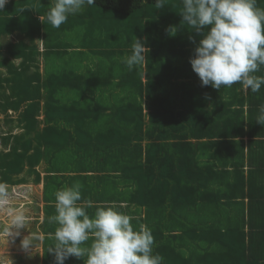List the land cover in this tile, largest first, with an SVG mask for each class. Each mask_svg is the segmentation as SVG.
Returning <instances> with one entry per match:
<instances>
[{
  "label": "trees",
  "instance_id": "obj_1",
  "mask_svg": "<svg viewBox=\"0 0 264 264\" xmlns=\"http://www.w3.org/2000/svg\"><path fill=\"white\" fill-rule=\"evenodd\" d=\"M175 1L95 0L60 28L47 21L50 0L36 9L12 1L0 12V97L6 111L23 108L26 131L0 151V184L27 183L24 173L44 182L46 236L56 229L48 222L55 193L79 182L77 203L90 217L99 207L132 216L135 229H151L162 264H264V86L202 87L189 63L202 36ZM16 33L35 38L34 47L14 43ZM135 38L150 51L129 69L122 60ZM5 49L23 62L6 69ZM50 58L68 67L49 66ZM252 75L264 76V65Z\"/></svg>",
  "mask_w": 264,
  "mask_h": 264
},
{
  "label": "clouds",
  "instance_id": "obj_2",
  "mask_svg": "<svg viewBox=\"0 0 264 264\" xmlns=\"http://www.w3.org/2000/svg\"><path fill=\"white\" fill-rule=\"evenodd\" d=\"M7 3L8 0H0V12ZM85 4L93 5L95 0H50L47 21L60 28L69 15L78 13ZM155 4L164 7L163 0H155ZM179 16L193 29L191 33L202 36L189 61L202 87L220 90L221 86L240 83L245 91H260L264 76L252 74L264 65V9L257 8L255 0H182ZM167 31L175 35L176 28L170 26ZM149 51L145 43L135 38L130 55L122 63L129 69L142 65ZM261 113L259 124L264 122V107ZM81 188L77 182L55 193V215L48 219L57 225L54 243L48 250L55 264L85 256L84 264H162V257L152 254L151 229L145 225L135 229L133 217L113 207H99L90 217L77 203L82 199ZM3 191L4 185L0 184V193ZM26 220L22 212L14 215L15 237L20 236ZM90 237L91 245L82 247ZM20 247L31 249L29 236L21 240Z\"/></svg>",
  "mask_w": 264,
  "mask_h": 264
},
{
  "label": "rangeland",
  "instance_id": "obj_3",
  "mask_svg": "<svg viewBox=\"0 0 264 264\" xmlns=\"http://www.w3.org/2000/svg\"><path fill=\"white\" fill-rule=\"evenodd\" d=\"M14 1H19V0H14ZM40 0H24V2H20L18 4V8H34L36 9L37 5L39 4ZM168 2H171L173 4H176L177 2L175 0H168ZM172 4V5H173ZM16 6V4H15ZM49 6V4H48ZM47 6V7H48ZM84 10L83 8L80 10L82 11ZM42 19V18H41ZM117 22V21H115ZM130 21L127 20H120L118 23L124 24V25H128ZM156 24H157V28H154L152 30V37L153 38H159V31L161 29V22L159 20H156ZM17 30H15L16 32ZM17 36V37H16ZM4 37L0 38L1 40ZM7 39H9L8 37H6ZM13 42L20 44L23 41L25 42V46H27L28 48H32L35 45V38L31 39L29 37H27L26 35H19V34H13ZM95 40H97V38H95ZM21 41V42H20ZM40 52L42 51V44L41 42L38 43ZM12 51V50H11ZM88 52V51H86ZM27 53V52H26ZM4 55H6V58L9 59L6 62V69H10L12 70V68L15 67V63L17 65L20 64V62H23V59H19L18 61H12L11 60V56L9 55L10 53L6 51V49L4 50ZM8 54V55H7ZM39 54V52H38ZM58 53H55V55H57ZM89 55L91 57L95 56L92 53H89ZM88 56V55H87ZM39 61L41 63H39L38 67H39V71L40 73L42 72L43 69V65H42V61L43 58H41V56L38 58ZM92 60L94 61V64L97 63L98 67L101 68H106L107 66V61H104L103 59L101 60H94L92 58H90L91 64H92ZM48 65H56L57 67H59V69H61L62 67H68L66 63H63L61 61H57L55 58H50L48 61ZM33 65V64H32ZM34 66V65H33ZM36 70H38L35 67ZM3 89L0 88V95L4 96L3 94ZM18 102V100H17ZM19 106H25L24 103H18ZM17 105V106H18ZM25 109V107H24ZM8 110V109H7ZM22 110H10V111H6L5 106H4V99H2V97H0V151H4L5 148H7L6 152L9 150H12L11 147L9 146H13L15 145V143H19L21 141L20 139V135H26V131H25V121L22 118ZM39 127H43V115L41 114L39 117ZM36 133H32V136L36 137ZM34 142H36L35 139H33ZM1 158V157H0ZM42 165L40 167H38V169L42 170ZM23 176L27 177V184H34L33 183V177L32 176H28L27 173L22 174ZM15 187H6L4 186V191L2 193V197L5 196L3 199L6 201L7 204V212L2 213L0 212V245L3 242H6L8 244L4 245L3 247L0 248V264H6L9 261L12 262L13 264L15 263L14 259H10L9 256L10 254H6L8 251L12 250V238L13 236L10 235L8 237V223L5 221H10L8 220L9 217L14 216L15 214H17L18 212H22L27 220H26V224L27 225L26 229L28 227H30L32 225V223H34L32 220L35 216H30L31 213L30 211L32 210L33 212H36L37 209H41V197L40 195L37 197V194L35 189L31 188L29 185H13ZM8 191H13L11 194H8ZM14 196H19V197H14ZM37 197V198H36ZM4 216V217H3ZM7 235V236H6ZM20 240V238H18ZM19 255H21V253H18ZM14 256H18L17 254H15Z\"/></svg>",
  "mask_w": 264,
  "mask_h": 264
},
{
  "label": "crops",
  "instance_id": "obj_4",
  "mask_svg": "<svg viewBox=\"0 0 264 264\" xmlns=\"http://www.w3.org/2000/svg\"><path fill=\"white\" fill-rule=\"evenodd\" d=\"M12 1H14V0H8V3L6 4L4 11H5L6 7ZM41 49L43 51V47ZM42 167H43V165H42ZM40 172H42V176L45 175V173H43V168H42V170H40ZM17 185H20V184H17ZM23 185H29L31 188L35 189L36 191H34V192H36L37 197L40 195L41 203H42L41 209H37L36 212H33L32 210L30 211V213H31L30 216H35L32 220L34 223H32V225L30 227H28L27 229H26L27 225L25 226L24 229H20L19 230L20 236H18V237L14 236L15 231H17L15 228V225H13V223H12V219L14 216L9 217L8 220H10V221H5L9 225L8 229H7L8 230V237L10 235L13 236V238L11 240L12 241V250L8 251L6 254H10L9 258L15 260L14 264H47V262L50 264H55L54 257L48 253L47 246L45 245L47 237H50L52 239V242L50 243L49 246H51L54 243L55 231L51 232V236H46L43 233V227H42V224L44 222V216H45L44 209L46 206V203L44 201V182H41L40 184L23 183ZM4 186H6L8 188L9 187H15V186L10 185V184H5ZM12 192L13 191H8V194H11ZM4 197L5 196L2 197V193H0V212H2V213L7 212L6 209L8 208L6 201L3 199ZM14 197H19V196H14ZM53 206H56V205H53ZM55 226L57 227L56 224H55ZM25 236H29V243L32 246L29 251H25L20 247L21 240ZM18 238H20V240ZM88 242H89V246H90L92 243L91 237L88 240ZM88 242H86L84 245H82V247H85V245ZM6 244H8V243L3 242L0 245V248ZM18 253H21V255H19ZM15 254H17L18 256H14ZM67 263H68V260L65 262V264H67ZM6 264H13V263L9 261ZM72 264H74V263H72Z\"/></svg>",
  "mask_w": 264,
  "mask_h": 264
}]
</instances>
